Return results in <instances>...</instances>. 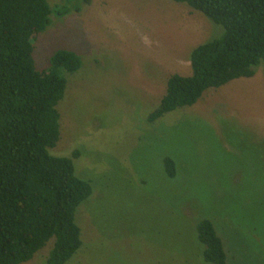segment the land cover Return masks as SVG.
Masks as SVG:
<instances>
[{"label": "rangeland", "instance_id": "rangeland-1", "mask_svg": "<svg viewBox=\"0 0 264 264\" xmlns=\"http://www.w3.org/2000/svg\"><path fill=\"white\" fill-rule=\"evenodd\" d=\"M47 1L69 11L52 9L32 41L36 68L57 49L81 58L65 74L48 152L70 157L92 188L75 210L82 245L64 264H210L199 217L212 221L227 264H264V63L149 121L168 76L189 75L191 50L223 27L174 0ZM53 242L21 264H46Z\"/></svg>", "mask_w": 264, "mask_h": 264}, {"label": "trees", "instance_id": "trees-1", "mask_svg": "<svg viewBox=\"0 0 264 264\" xmlns=\"http://www.w3.org/2000/svg\"><path fill=\"white\" fill-rule=\"evenodd\" d=\"M174 1L201 12L223 32L191 50L189 75L168 76L149 121L195 103L208 88L251 77L264 63V0ZM68 8L51 7L47 0H0V264L30 260L52 237L46 264H64L82 245L75 210L91 194V185L74 174L70 157L48 152L60 135L56 105L64 96L65 74L77 71L81 58L57 49L46 69L38 70L32 55V41L50 23L52 9L63 15ZM79 154L75 149L71 156ZM163 165L174 177V159L165 156ZM199 218L203 259L227 264L212 221Z\"/></svg>", "mask_w": 264, "mask_h": 264}]
</instances>
